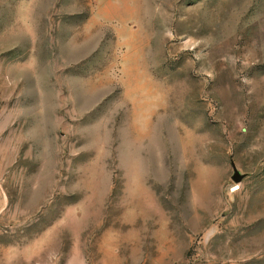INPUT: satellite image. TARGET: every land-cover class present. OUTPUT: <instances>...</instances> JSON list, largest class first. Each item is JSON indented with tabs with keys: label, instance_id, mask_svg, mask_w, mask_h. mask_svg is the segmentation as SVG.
Returning <instances> with one entry per match:
<instances>
[{
	"label": "rangeland",
	"instance_id": "obj_1",
	"mask_svg": "<svg viewBox=\"0 0 264 264\" xmlns=\"http://www.w3.org/2000/svg\"><path fill=\"white\" fill-rule=\"evenodd\" d=\"M0 264H264V0H0Z\"/></svg>",
	"mask_w": 264,
	"mask_h": 264
},
{
	"label": "water",
	"instance_id": "obj_2",
	"mask_svg": "<svg viewBox=\"0 0 264 264\" xmlns=\"http://www.w3.org/2000/svg\"><path fill=\"white\" fill-rule=\"evenodd\" d=\"M234 172H235L234 180L236 182L241 181L243 177L238 173V171L236 169H234Z\"/></svg>",
	"mask_w": 264,
	"mask_h": 264
}]
</instances>
